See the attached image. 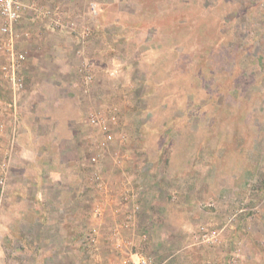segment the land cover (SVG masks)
<instances>
[{"label":"rangeland","instance_id":"374dc122","mask_svg":"<svg viewBox=\"0 0 264 264\" xmlns=\"http://www.w3.org/2000/svg\"><path fill=\"white\" fill-rule=\"evenodd\" d=\"M12 31L0 264H264V0H31Z\"/></svg>","mask_w":264,"mask_h":264},{"label":"built area","instance_id":"2783aa9c","mask_svg":"<svg viewBox=\"0 0 264 264\" xmlns=\"http://www.w3.org/2000/svg\"><path fill=\"white\" fill-rule=\"evenodd\" d=\"M31 0H0V36L5 37L4 42H0V52L5 50L10 55V64L5 68L8 70V77L12 83L14 94L22 88L21 79L17 75L16 62L23 60L22 54L15 55L13 25L20 17V12L29 6ZM94 122V121H92ZM134 264H152L143 256L136 255Z\"/></svg>","mask_w":264,"mask_h":264},{"label":"crops","instance_id":"0c3cea01","mask_svg":"<svg viewBox=\"0 0 264 264\" xmlns=\"http://www.w3.org/2000/svg\"><path fill=\"white\" fill-rule=\"evenodd\" d=\"M1 100V99H0ZM2 106H3V103L2 102H0V142L1 141H3L2 139H3V136H6V138H7V140L9 141V142H14L15 141V139H16V136L17 137H19V135H20V131H23V132H26V130L25 129H27L26 127H23V128H21V129H19L18 131H16L17 130V122L15 121V119H16V114L14 113V111H15V108H16V104H15V102H14V100H13V103H9L8 104V109H10V108H13L14 109V111H11L12 112V114H10V115H8L7 113H4L3 114V108H2ZM10 113V112H9ZM4 128H6L5 130H4ZM25 128V129H24ZM17 133V134H16ZM33 134H35V135H37V134H39V138H42L41 136H42V133L40 134V133H38L36 130L35 131H33ZM21 136V135H20ZM23 136V135H22ZM36 137V136H35ZM37 139V138H36ZM39 149V148H38ZM38 153L40 154H42V150H38Z\"/></svg>","mask_w":264,"mask_h":264}]
</instances>
